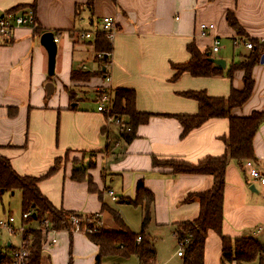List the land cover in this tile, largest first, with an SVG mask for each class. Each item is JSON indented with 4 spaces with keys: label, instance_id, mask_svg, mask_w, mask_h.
Listing matches in <instances>:
<instances>
[{
    "label": "crops",
    "instance_id": "1",
    "mask_svg": "<svg viewBox=\"0 0 264 264\" xmlns=\"http://www.w3.org/2000/svg\"><path fill=\"white\" fill-rule=\"evenodd\" d=\"M89 1L0 0V14L21 7L18 12L34 13L39 28L17 27L9 39L0 36V157L9 159L19 175L41 178L39 189L54 207L82 217L99 215L108 232L121 230L114 212L131 231H141L132 227L124 206L140 209L142 226L143 205H132L137 184L142 181L155 197L154 216L147 233L151 236L154 231L165 229L174 232L177 223L198 217L199 201L186 199L210 190L214 178L173 175L169 169L154 168V158L197 164L207 157H221L230 125L228 119H212L182 138L179 121L167 116L198 112V103L180 93L205 90L212 97L227 98L232 88H243L244 73L236 72L233 80L196 78L185 73L172 82V65L190 60L191 44L202 53L211 54L217 39L221 49L211 57L224 60L223 71L227 72L240 55L248 54L240 53L237 60L227 62L228 47L234 57L245 40L264 39V0H93L91 7ZM228 13L234 14L246 36H239L230 27ZM103 18L114 19L119 28L106 67L110 80L107 82L102 76L92 77L89 82L73 81V71L84 72L85 67L94 74L99 69L97 65L90 70L85 61L90 53L95 60V41ZM201 25L212 29L202 34ZM84 31L92 32L93 39H79V33ZM46 32L59 33L52 78L48 76L47 51L40 44ZM253 79L252 96L233 112L235 116L264 111L261 60L253 70ZM49 82L55 86L50 97L45 90ZM103 86L112 98L117 90L134 91L136 111L153 115L146 125L137 128V137L130 144L119 141L120 129L110 115L97 111V98L94 107H85L82 102L81 89L90 87L95 92ZM69 90L77 103L70 99ZM254 151V161L264 172V125L254 139ZM61 159L62 165L46 177ZM77 168L85 170L81 181L72 178V171ZM247 173L236 162H231L226 170L222 231L226 237H254L264 245V185L251 180ZM252 186L255 190H251ZM114 191L123 197L119 205ZM110 193L118 200L113 201ZM111 202L118 210L112 208ZM30 225L32 229L39 227L37 220ZM53 238L57 239L54 245L50 244ZM43 239L41 264H103L104 257L99 263L97 260L98 246L84 233L64 230L43 234ZM204 264H222V243L214 232L208 234Z\"/></svg>",
    "mask_w": 264,
    "mask_h": 264
},
{
    "label": "trees",
    "instance_id": "2",
    "mask_svg": "<svg viewBox=\"0 0 264 264\" xmlns=\"http://www.w3.org/2000/svg\"><path fill=\"white\" fill-rule=\"evenodd\" d=\"M34 5V4H33ZM93 5L90 0L88 6ZM19 8V9H18ZM22 9L17 7L12 11ZM227 22L239 36H246L244 30L238 23L234 14L228 13ZM39 29V28H38ZM37 29V31H39ZM59 36V33H54ZM254 49L247 55H240L239 61L233 62L230 69L225 72L215 65L211 59L210 53H202L194 44L188 46L190 60L184 64L172 65L175 72L172 82L177 81L183 74L187 73L196 78H215L225 77L233 80L236 72H243V88L241 90L231 89L227 98L212 97L207 91H189L180 93L181 96L195 100L198 103L199 110L194 115H175L167 116L175 118L182 127V138H185L190 132L200 128L206 122L212 119H228L229 133L224 138L225 154L221 157H207L197 164L178 160L160 161L157 158L153 160L154 168L169 169L173 175H209L214 178L213 187L203 193L189 195L186 202L198 200L200 212L193 221L180 222L174 225V236L178 246L183 244L182 264H204L206 241L209 232L216 233L222 243V264H248L257 261L258 264H264V245L254 237L229 238L223 234L224 222V188L225 174L231 162L242 165L245 161L255 160L254 139L256 134L264 125V111H254L250 116H235L233 112L241 109L251 98L255 81L253 79V70L260 63L261 56L264 53V43L252 41ZM112 45L106 39L103 33L96 37L95 48L97 52H107ZM111 53V52H110ZM110 57L103 62V68L109 65ZM106 70L91 73L83 71H73L72 80L82 81L83 77L98 76L105 74ZM83 82V81H82ZM70 99L75 102L74 93L68 91ZM112 97V96H111ZM98 101V99H97ZM136 95L131 90H117L115 96L111 99L112 111L110 117L117 124L120 122L119 141L130 144L137 137L136 130L141 125H146L151 114L139 113L135 108ZM127 118V119H126ZM124 119V120H123ZM118 125V126H119ZM56 161L53 168L49 170L46 177L51 176L59 168ZM85 170L81 168L72 171V178L77 181L84 179ZM41 178L19 175L12 167L9 159L0 157V200L6 193H21L22 216L32 212L36 215L39 223L37 229L30 228L24 235V239L29 244V264H41L43 233L42 222L49 221L50 228L56 231L67 230L69 233L75 229L71 221V216H80L75 212L57 209L45 197L39 189ZM154 195L145 189L142 181H139L136 188V198L132 201L133 206H142L144 208L141 231L134 233L120 219L117 213H113L115 222L121 229L119 232H108L103 229L100 220L92 221L94 230L86 235L98 246V263L101 258L108 256L123 255L124 257L134 255L139 264H157V251L153 238L147 233V230L154 216ZM81 217V216H80ZM33 217L23 224L34 222ZM141 238L138 241V238ZM11 243H7L10 251L14 249ZM9 262V254L0 251V264Z\"/></svg>",
    "mask_w": 264,
    "mask_h": 264
},
{
    "label": "rangeland",
    "instance_id": "3",
    "mask_svg": "<svg viewBox=\"0 0 264 264\" xmlns=\"http://www.w3.org/2000/svg\"><path fill=\"white\" fill-rule=\"evenodd\" d=\"M101 28H102V25L100 27L98 34L103 33ZM32 29H36V30L38 29L37 23H36L35 28H32ZM118 32H119V28L117 30L116 35L118 34ZM55 37H57V36H55ZM106 39H107V37H106ZM58 43H57V45H58ZM230 48H231V46L228 47L229 53L227 54V59H226L227 62H232V60H235V59L237 60L240 53H244L247 51L249 54V52H250L249 50H246L245 45H243L241 43L236 49L237 54L233 57L232 50ZM110 52L112 53V45L110 46V50L107 52H97L96 51L95 60H93L94 54H92V53L88 54V56H87L88 60L85 61L87 67L90 70H93V69L98 68L97 65H99V69L97 72H100L101 69L106 70V67L103 68L104 64H106L103 61L106 60V58L111 56ZM215 56H217V54ZM83 69H84V72H88L87 70H85V67ZM97 72H95V73H97ZM91 75H93V73H91ZM102 76L105 77V76H107V74L106 73L101 74V75L98 74V76H96V77H102ZM91 79H89L88 77H83L81 80L83 82H89ZM81 90H82V93H80V91H79V95L82 96V102H84L83 103L84 106L85 107L96 106L97 105L96 98L98 99V95H97L96 90L94 92V88L91 89L90 87H84ZM114 96L115 95H113V97ZM75 103H77V102H75ZM109 108H111V111H112V106L111 107L109 106ZM119 127L120 126H118V128ZM62 161H63V159L59 160V162L57 164L59 166H61ZM114 194L119 199V202L117 203V205L121 204V202L123 201V197H121L118 194V192H115ZM111 205H113L112 208H114V210H118L119 207L117 205H115V203L111 202ZM124 210L128 215V220L131 223L132 227L136 228V231L139 232L140 228H141V226H140L141 225L140 209H137V208L132 207V206H124ZM7 215H12L15 218L17 224L21 223L22 209H21V193L20 192L17 191L15 193H6V194H4L2 199L0 200V219L3 218L4 216H7ZM77 219H78L79 224L77 226L75 225V227H74L75 229L72 231V233H81L82 232V234H83L86 232V230L89 227H93V224L88 217L77 216ZM31 223H33V222H31ZM31 223L27 224V228H31V225H30ZM99 226H102V224H99ZM34 227H35V224H34ZM72 233H70V234H72ZM150 233H151V231H150ZM151 234H152L151 235L152 238L154 239V245L158 251V264H182V259L177 257V252L179 251V246H178V243L175 241V238L173 236V231L171 229L156 230ZM57 238H59V236H57ZM20 240H21V236L19 235V233L11 234V233L5 232V231L0 232V251L3 253H8L9 249L7 248V243L10 242L14 246H17L18 244H20ZM120 261H122L123 264H139L137 258L134 255L127 256V257H124L123 255H117V256H108V257L103 258V264H120ZM248 264H258V262L256 261V262H251Z\"/></svg>",
    "mask_w": 264,
    "mask_h": 264
},
{
    "label": "built area",
    "instance_id": "4",
    "mask_svg": "<svg viewBox=\"0 0 264 264\" xmlns=\"http://www.w3.org/2000/svg\"><path fill=\"white\" fill-rule=\"evenodd\" d=\"M102 25V32L106 35L107 39L112 43L114 40L118 26L114 19L112 18H103L101 21ZM36 26V17L33 12H15V11H7L3 14H0V36H2L4 39H9L12 35V32L17 27H26V28H35ZM201 33L205 34L207 30H211L212 26L208 25H201ZM94 34L92 32L84 31L79 33V39L82 41H90L93 39ZM54 41L56 43L59 42L58 37H55ZM260 43H264V39L260 40ZM244 45L246 49L253 50L254 44L253 42L246 41L244 42ZM221 49V44L219 40H215L214 44L211 48V54L218 53ZM264 56H261V58ZM105 80L108 82L110 79L108 76L104 77ZM97 95H98V103L99 106L97 108V111L100 113H105L107 115H110L111 113V94L109 90L106 87H99L96 89ZM120 122L117 123L119 125ZM120 126V125H119ZM243 169H246L248 171L247 175L248 177L253 181H258L262 185H264V172L261 170L260 166L253 160L245 161L242 164ZM110 197L113 201H117L118 199L110 193ZM35 214L32 212L26 213L22 216V221H26L30 219V217H33ZM34 218V217H33ZM90 221H96L100 219L99 215H93L91 217H88ZM36 219V215L35 218ZM71 221L74 225H78V219L77 216H71ZM42 233L44 236L48 234H56L58 233L56 230L50 228V223L47 220H44L42 223ZM30 228H27V224H23L22 222L20 224H17L15 218L12 215L4 216L0 219V232L5 231L9 232L11 234H17L21 236L20 244H18L14 249H11L7 254H9V262L6 264H29V244L24 239V235ZM78 229V228H77ZM94 230L93 227H89L84 234L92 233ZM82 233V232H81ZM141 238H138V241H140ZM48 242V241H47ZM57 243V239L53 238L50 241V244L54 245ZM178 256H183V244H180Z\"/></svg>",
    "mask_w": 264,
    "mask_h": 264
},
{
    "label": "water",
    "instance_id": "5",
    "mask_svg": "<svg viewBox=\"0 0 264 264\" xmlns=\"http://www.w3.org/2000/svg\"><path fill=\"white\" fill-rule=\"evenodd\" d=\"M55 36L52 32L44 33L40 38V44L45 48L48 54V76L50 78L55 76L56 58L58 53V45L54 41ZM211 61L218 67L225 69L226 62L224 60L211 59ZM264 64V56L261 58V65ZM47 96L50 97L55 92V86L52 82H49L45 87ZM77 106V105H73ZM251 190H255V186L251 187ZM35 218V215L33 216Z\"/></svg>",
    "mask_w": 264,
    "mask_h": 264
}]
</instances>
